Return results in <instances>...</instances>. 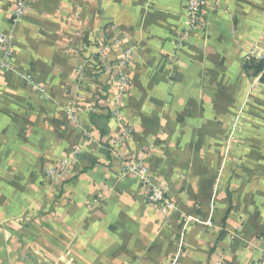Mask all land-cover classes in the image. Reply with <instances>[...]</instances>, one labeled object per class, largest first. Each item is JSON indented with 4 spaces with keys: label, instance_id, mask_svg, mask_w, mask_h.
I'll use <instances>...</instances> for the list:
<instances>
[{
    "label": "crops",
    "instance_id": "crops-1",
    "mask_svg": "<svg viewBox=\"0 0 264 264\" xmlns=\"http://www.w3.org/2000/svg\"><path fill=\"white\" fill-rule=\"evenodd\" d=\"M17 1L0 0V264H169L181 239L180 264H264V0H206L178 60L182 0H36L15 24Z\"/></svg>",
    "mask_w": 264,
    "mask_h": 264
},
{
    "label": "built area",
    "instance_id": "built-area-1",
    "mask_svg": "<svg viewBox=\"0 0 264 264\" xmlns=\"http://www.w3.org/2000/svg\"><path fill=\"white\" fill-rule=\"evenodd\" d=\"M35 1L36 0H19L14 4L11 15L15 24H17L20 20H22V18L25 17L28 10L31 8ZM182 1L184 2L187 28L179 36L178 40L175 43L174 59L176 60H178L182 50L186 46L189 34L205 30L208 26L205 15L206 9L208 8V2L206 0ZM127 54V58L129 59V53ZM15 56L16 49L13 34H7L0 31V74H2L3 72L14 70ZM105 69L109 70L108 66H106ZM22 76L28 80L31 79L30 76H27L25 74H22ZM81 81L82 71L79 70V82ZM130 83L131 80L126 74L119 73L117 79V93L115 96L116 105L111 109V113L114 119L118 118L119 116V105L122 96H124V94H126L129 90ZM44 91L45 90L42 88L41 92ZM67 110L72 120L76 121L75 110L73 106H70L69 108H67ZM132 134V128H125L115 141V147H122L124 143L132 136ZM80 154L81 149L77 148L74 151L72 161H75L77 158H79ZM69 166L70 162H63L57 168L50 170L48 172V175L49 177H62L67 172ZM125 173L131 174L138 178L146 194L147 201L150 205L160 208L165 216H168L170 214L171 210H173V203L169 200L166 189L164 188V186L158 183H154L152 177L148 174L147 169L143 165L132 163L126 167ZM209 225H211V222H209ZM183 250L184 243L183 239H181L178 243L176 254L171 259L169 264H180L183 256Z\"/></svg>",
    "mask_w": 264,
    "mask_h": 264
},
{
    "label": "trees",
    "instance_id": "trees-1",
    "mask_svg": "<svg viewBox=\"0 0 264 264\" xmlns=\"http://www.w3.org/2000/svg\"><path fill=\"white\" fill-rule=\"evenodd\" d=\"M250 63H251L250 64L251 66L248 67V68L249 69L255 68L256 74H260V73L264 72V61H262V62L257 64L255 61L251 60ZM262 82H264V74H263V77H262Z\"/></svg>",
    "mask_w": 264,
    "mask_h": 264
}]
</instances>
